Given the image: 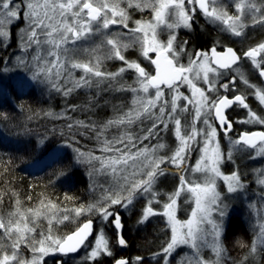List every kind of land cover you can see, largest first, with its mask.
Listing matches in <instances>:
<instances>
[{"label": "snow or ice", "instance_id": "1", "mask_svg": "<svg viewBox=\"0 0 264 264\" xmlns=\"http://www.w3.org/2000/svg\"><path fill=\"white\" fill-rule=\"evenodd\" d=\"M228 2L235 14H229L223 0H0V48L6 50L11 46L12 29L21 25L17 46L25 55L16 60L32 73L31 80L49 85L66 100L64 111L57 114L49 110L45 115L67 121L60 134L66 136V146L73 149V164L90 165L89 176H103L107 185H97L101 195L95 203L72 210L75 218L82 215L88 218L63 237L54 235L52 224L70 222L68 214L60 219L53 214L48 219L47 232L42 231L39 240L35 239L36 218L41 215L38 210H28L33 218L32 227L18 207L9 219L0 218V230L11 248V255L0 248V264H44L45 257L57 254L60 256L57 264H66L64 257L81 250L82 264H102V258H111L113 264H221L226 256L221 238L227 205L218 181L224 183L227 193H243L248 184L235 166L234 152L248 154L250 159L264 158V131L234 132L236 124L264 126V117L247 103L252 95L264 105V90L250 84L241 70V63L248 61L264 79V42L239 54L232 47L218 52L215 46L210 54L204 50L189 53L187 41L179 45L175 42L176 30L191 29L198 11L241 40L249 27L264 26V0ZM121 3L127 8H122ZM128 8L148 10L152 19L133 20L134 26L130 27ZM113 26H119L121 31H111ZM160 30L168 33L166 40L159 38ZM101 51L103 55H96ZM150 53H155L156 58L152 59ZM80 55L89 59L81 61L77 58ZM182 55L187 56V64L181 62ZM141 58L155 66V75L142 66ZM106 61H119L122 66L108 71L103 67ZM0 64L3 65L0 74L10 71L7 63L0 61ZM77 71L81 72L79 77L75 75ZM126 73L133 74L131 83L125 79ZM241 81L253 91L238 87ZM15 87L23 92L27 85L17 81ZM181 88H186L188 94ZM81 89L87 90L86 102L67 103V98ZM5 91L0 83V95ZM124 93L132 94L127 108L119 100L113 103L111 98ZM105 107L112 109L113 116L102 122L68 115L77 111L95 113ZM237 108L245 111L246 118L230 116ZM111 129L117 132L109 138L105 133ZM169 132L177 140V147L171 155H158L166 147L159 141ZM88 134L102 145L100 155L75 147L80 142L77 137ZM224 137L229 146L226 149L221 146ZM153 140L157 143L151 144ZM194 152L199 156L191 172L200 173V181H190L184 175L189 171ZM55 155L59 158L60 153L57 151ZM226 163L233 165L229 174L222 171ZM168 166L177 170L180 179L167 195L163 213H159L152 206L154 201L159 203L155 185L160 177L169 174ZM71 172L72 167L68 166L58 175L68 178ZM255 174V182L264 186V168L256 169ZM182 194L194 204L184 221L176 217ZM138 199L147 201L138 223L163 215L172 225L170 236L151 256L117 258L113 249L128 246L120 211L133 208ZM213 213L219 220L212 218ZM17 216L19 220L12 219ZM258 227L257 240L264 244V223L258 221ZM109 228L115 236L111 245L107 237ZM22 245L30 248V260L22 258L19 251ZM185 247L191 255H181L180 250ZM206 247L214 253L213 260L201 254ZM249 255L255 260L256 242Z\"/></svg>", "mask_w": 264, "mask_h": 264}, {"label": "rangeland", "instance_id": "2", "mask_svg": "<svg viewBox=\"0 0 264 264\" xmlns=\"http://www.w3.org/2000/svg\"><path fill=\"white\" fill-rule=\"evenodd\" d=\"M223 2L227 4V11L229 12V14H235L231 3H229L228 0H223ZM120 6L122 8H127V5L124 3H121ZM127 10L131 16V20L129 21L130 27L134 26L132 24L133 20L139 19L143 21H148L152 19V13L148 10L138 11L132 8H128ZM194 20L195 22L193 23L191 29L180 27L176 30L177 39L175 43L179 45L181 41H187L188 43L186 47L189 53H194L195 51H197V43H196L195 34H194L195 32L197 33V22L199 23L201 30L208 36L206 40L209 43L208 47L214 46V37H213L212 32H215V34H218V35H223L222 37L219 38L221 41L226 40L225 37H227L228 32L223 30V26L221 24L212 23L211 21L207 19V17L202 16L199 11L196 13ZM248 23H251V22L248 21ZM257 26L262 27L260 25H257ZM19 28H20L19 25L13 28L15 29V32H14L15 40L11 42V47L8 49L9 52H11V56H8L9 52H7V57L3 60V62L7 63L8 67L10 68V71L8 73L0 74V83H2L4 88L6 89L3 95L9 94V92H7V89L11 85L15 87V82L17 81L32 82L47 97L48 96L51 97L55 94L52 97V99L53 100L58 99L60 100V102H62L64 106H66V100L64 97H57L56 94L59 96L61 95L55 92L54 90H52L49 85L38 84L36 81L31 80L32 73L28 70L26 66L21 65L20 62L16 60V57L25 55V53H23L17 46V36L19 35ZM250 28L251 27L246 29V33L250 39L249 41L250 43L264 40V38L260 39V37L263 36L264 34L263 32L261 34L255 33V34L260 35V36L258 35V38H256V36L255 37L252 36L254 34L250 32ZM259 30L262 31L263 28L262 29L259 28ZM259 30L257 32H259ZM111 31L119 32L121 31V29L119 26H113ZM167 37H168V33L166 31H163V30L159 31V38L161 40H166ZM216 43H220V42H216ZM84 46L88 47L87 44H85ZM199 50H204V49H199ZM13 51L16 52L14 55H12ZM96 55H103V52L102 51L97 52ZM149 55L153 59L156 54L150 53ZM77 58L81 61H87L89 59L87 55H80ZM133 58H137V57L134 55ZM140 62L142 63V66H147L148 64L150 65V63H148L147 61H144L142 58L140 59ZM181 62L187 64V56L182 55ZM2 66L3 65L1 64L0 67ZM120 66H122V63L119 61H106L103 65V67L107 69L108 71H116ZM75 75L76 77H79L81 75V72L77 71ZM132 75L133 74L131 73L125 74V79L129 83H131ZM200 86H203V85H200ZM86 91L87 90H83V89L78 90L76 93L73 94V96L67 98V103L81 104V100L86 94ZM181 91L185 92V94H188L186 88H181ZM111 98L113 100V103L119 100L124 104L125 108H127L130 105L132 94L131 93L117 94L115 97H111ZM62 109L63 111L65 110V108H62ZM112 112L113 111L110 107H105L103 109H97L95 113L77 111L75 113L68 112V115L73 116V117L76 116L77 117L76 119L84 118L85 120L89 117H91V119H94L95 118L94 116H97V118L98 117L105 118L106 116H110L109 118H112L113 116ZM116 132H117L116 129H111L108 132H106L105 135L112 136L113 134H116ZM7 134L10 135L9 133ZM159 142L164 143L166 145V147L163 150L158 151V155H161V156L171 155L172 152L177 147V143H178L177 140L173 137V135L170 132L167 134H164L163 139L160 140ZM151 143L156 144L157 141L153 140ZM38 145L39 147H41L44 144L41 143V140H40L38 141ZM101 146L102 145H99V147H96L97 150H99ZM221 146L223 149H226L227 147H229L227 145V137H224L223 139H221ZM66 148H69V147H67L65 143L61 147L56 148L54 153H56L57 151L60 153L62 152V150ZM69 149L71 150L72 153L69 158L70 160H68L65 164V167H64L65 170L68 166H71V167L77 166L73 164V162H70L72 161V156L74 153H73L72 148H69ZM81 150L84 152H89L88 150L86 151L83 148H81ZM92 152H94L96 155H100L99 151H92ZM198 156H199L198 152H194L192 154L189 171L184 173L185 178L190 181H200L201 179L200 173L193 174L191 172V166H194ZM234 158H235V166L239 169L240 173L242 174V179H244L245 183L248 184V188L243 193H240V192L227 193L224 183L222 181H218V188H219V191L222 193L223 202L224 204L227 205V215L224 217L225 232L221 239L226 249L227 240L225 239L226 237L225 234H227L228 232L231 233L230 230H234L238 228L237 226L239 225V223L241 224V222L249 223L250 224L249 226L252 228V230L255 233V234L253 233L252 241L256 242L257 255L255 257V260L253 259L251 255H249L250 248L253 244L252 242L247 248H245V250L240 256H234L231 252H229V250L226 249V256L222 259L221 264H242V262L243 264H264V244H261L257 240V236L259 233L258 221L261 223H264V186H261L255 182L257 179L255 170L258 168H264V158L257 160L259 163H255V162L253 163V162H250L249 157H248L249 159L246 158L245 154H240V153H235V152H234ZM255 158L259 159V157H255ZM255 158L251 160H254ZM56 159L57 157L55 155L54 156L49 155V156H46V158L44 155L42 158H39V160L36 163L41 162L40 165L45 164V163L49 164ZM78 166H83L84 168H86V174H87L86 181H85L87 185L86 191H88L89 189L88 186L89 184H91L90 193H92V195L90 197L88 198L84 197L83 199H80L82 197V195L80 196V194L78 195L76 193H64V194H60L59 196L57 195V197H54V199L57 200L58 205L45 204L43 202L41 204H38L36 209L32 207L25 208L23 204L20 202H19V205H17L18 200L17 201L15 200L14 203L12 204L13 208L16 206L15 210L14 209L10 210L11 212L10 211L9 213L7 212L5 216H0V218H3L4 220L9 219V215L15 212L17 207L18 208L20 207L19 211L28 217L29 226L32 227L34 226L32 224L33 218L31 217L28 210H32V209L33 211L38 210L41 213V215L40 217L36 218V225H38L36 227V234H35L36 240H39L41 238L40 233L42 231H44L45 233L47 232L48 219H51L53 214H55L57 219H60L64 214H68L70 216V222L69 221H65V222H68L69 224H71V226L77 227L78 225L82 224L83 222L86 221L88 216L82 215L78 218H75L74 214L72 213V210L75 208H79L81 206L86 207L90 203H95L96 200L101 195V190L99 187H97V185H104L105 187H107V185L105 184V180H106L105 177L96 176V175H93L91 177L89 176L88 173L91 170L90 165L79 164ZM162 167L164 166L162 165ZM168 167L170 170L169 174H166L165 176L160 177L155 185V191L159 193V195L156 197V200H158L159 203H156V201H154L152 206L154 210L159 213H163L164 211L163 203L167 202V195L170 194L172 191H174L176 186L179 184V179H180L179 175L177 174V170L172 169L171 166H168ZM232 170H233V165L231 163H226L222 167V171L225 174H229ZM13 198L15 199L14 196ZM51 205L58 206L57 207L58 209L56 207L51 208L50 207ZM178 205L179 207L176 212L177 219L180 221H184L188 219L190 212L192 208L194 207V204L188 199L186 194H182V196L180 197L178 201ZM146 206H147V201L145 199H138L133 208H130L127 211H120V213L124 215L125 223L127 226L126 230H124V233L128 232L129 234L132 231V233L139 232L140 234H142L143 229H144V233H148V231L153 233L154 242L152 241L153 243L152 245H154V248L148 251V256H151L153 253L158 252L160 250L163 242L170 236V230H171L172 225L167 222V218L163 215H155V216L150 217L146 223H138V220L142 219L141 210L145 208ZM236 217L238 218V220ZM212 218L219 220V217L216 216L215 213H213ZM12 219L19 220V217L18 216L12 217ZM65 222L59 223V224H57L55 221L53 222L52 229L56 237H63L67 234V233L65 234L62 233V230H65L64 228H66V227L62 228ZM75 228L73 230H75ZM107 237L109 238L110 245L113 244L115 240V236L111 228L107 230ZM211 242H212V238L211 236H209L208 243L211 244ZM0 248H2L3 251H6L8 252L9 255H11V248L9 246V240L3 235L2 230H0ZM113 250L114 251L116 250L117 252V248H114ZM19 251H20L22 258H24L25 260H30L32 258V253H31L30 248L22 245ZM180 252H181V255H183L184 253H188L189 255H191V253L189 252V249H187L186 247L180 250ZM78 254H80L79 259H81V257L84 255L83 250H81V252ZM201 254L207 260H213L215 258L214 253H212L211 248L209 247L204 248ZM135 255L137 256L138 254L133 253V257ZM139 256H145V255H139ZM245 256H249L247 261H244L243 259ZM48 257H45V261L47 260ZM173 264H175V262H173Z\"/></svg>", "mask_w": 264, "mask_h": 264}, {"label": "trees", "instance_id": "3", "mask_svg": "<svg viewBox=\"0 0 264 264\" xmlns=\"http://www.w3.org/2000/svg\"><path fill=\"white\" fill-rule=\"evenodd\" d=\"M12 32L14 33L15 29H12ZM194 34L197 44H203V39L207 40L208 36L205 33L198 37L196 32ZM14 40L13 35L11 42ZM10 47H7L6 50L0 48V61L7 57ZM15 51L12 55L16 53ZM8 56H11V52L8 53ZM25 84L27 85L25 91L21 92L11 85L7 89L9 94L0 97V216H5L10 210H15L16 206L13 208L12 205L15 200L22 203L25 208L32 207L36 209L37 205L43 202L58 205L54 197L64 193L80 194V196L82 195L80 199L92 195L90 193L91 184H89V189L86 191L87 174L86 168L83 166H73L68 178H62L58 175L65 170V164L70 160L72 152L69 148L62 150L59 158L49 164L40 165L41 162L36 163L44 155L45 158L49 155L54 156L56 148L66 143V136H61L60 133L67 121L53 119L45 115L49 110L58 114L66 106L60 100L52 99L55 94L47 97L34 83L25 82ZM87 94L86 91L81 104L86 102ZM56 96L62 97L57 94ZM94 117L92 120L101 122L109 119L110 116L105 118ZM73 118L76 119L77 117ZM79 119L84 120V118ZM85 120L87 121L88 118ZM108 137L111 138V136ZM77 139L80 142L75 147L83 148L86 151H98L96 147L101 145L92 138L91 134L85 135L83 138L77 137ZM40 140L44 144L41 147L38 145ZM144 143L149 142L145 141ZM249 225V223L241 222L237 226L238 228L225 234L226 249L234 256H240L245 248L253 242L254 231ZM63 227L66 228L62 230V233L68 234L76 226H71V224L65 222ZM124 236L129 242V247L125 249L128 254L148 255V251L154 248V245H152L153 233L150 231L144 233L143 229L142 234L139 232L128 234L126 232Z\"/></svg>", "mask_w": 264, "mask_h": 264}, {"label": "flooded vegetation", "instance_id": "4", "mask_svg": "<svg viewBox=\"0 0 264 264\" xmlns=\"http://www.w3.org/2000/svg\"><path fill=\"white\" fill-rule=\"evenodd\" d=\"M258 27V28H257ZM255 26V27H251L250 28V32L253 33L254 35H252L253 37L256 36V38H258L259 34H255V33H264V26L259 27V26ZM263 28L262 31L259 30ZM215 29V28H214ZM259 30V32H257ZM204 34V32L201 30L199 23L197 22V37L198 36H202ZM213 37H214V46L216 47L218 52H224L226 51L227 47H232L235 50H237L238 54L241 52V50L246 51L249 47L255 46L256 44H258L259 42H264V40H260V41H256L254 43H250V39L248 37V35H246V37L241 40L240 38L235 37L234 35H232L231 33H227V37L225 41H221L219 38L222 37L223 35H218L215 34V32H212ZM260 36V35H259ZM264 36V34H263ZM261 36L260 39H263L264 37ZM203 44H197V50L199 49H204L205 51H209L210 54V49L212 47H208L209 43L204 40ZM216 42H220V43H216ZM156 58V55L154 56L153 59ZM146 68V70L148 72H150L151 74L155 75V66L152 64H148L147 66H143ZM241 70L244 73V75L249 79V83L250 84H256L258 87H260L262 90H264V79L260 78L256 73H255V69L252 68V66L250 65V62L248 61H243L241 63ZM238 87L246 90L247 92L251 93L253 90L249 89L247 85H243V82H239ZM247 103H249L250 107L257 112V115H260L262 117H264V105H260L259 101L252 95H249V98L247 100ZM230 116H235L236 118L239 119H243L246 118L245 117V111L242 109L237 108L235 112H231ZM243 131H264V126L262 125H242V124H236L234 125V132L235 133H241ZM231 135V134H230ZM235 138V137H234ZM254 154V153H253ZM246 158L249 159V155L245 154ZM263 158H255L254 160L250 159V162H255V163H259L257 160H260ZM122 220L124 225H126L125 223V218L124 215L121 214ZM127 227V226H126ZM124 230H126L124 228ZM126 233V232H125ZM132 233V231H131ZM125 237V236H124ZM126 239V238H125ZM127 240V239H126ZM128 242V240H127ZM129 247V242H128V246L127 247H119L117 248V252L115 250V255L117 258H132L134 259L136 257V255L133 257V254H128L125 249H127ZM80 254H72L69 255L67 257H64V261H66V264H82L81 259H79ZM148 256V255H145ZM60 260V256L57 255H52L50 257L47 258V260L44 262V264H57V261ZM89 264H91V262H89ZM102 264H113L112 259L111 258H102Z\"/></svg>", "mask_w": 264, "mask_h": 264}, {"label": "water", "instance_id": "5", "mask_svg": "<svg viewBox=\"0 0 264 264\" xmlns=\"http://www.w3.org/2000/svg\"><path fill=\"white\" fill-rule=\"evenodd\" d=\"M73 231H74V230H73ZM69 234H71V232H70Z\"/></svg>", "mask_w": 264, "mask_h": 264}]
</instances>
